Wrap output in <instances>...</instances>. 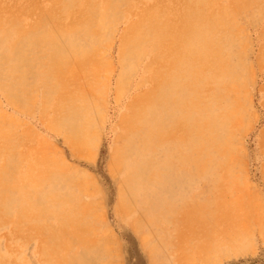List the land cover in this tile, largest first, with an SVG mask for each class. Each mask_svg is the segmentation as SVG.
Wrapping results in <instances>:
<instances>
[{"label": "rangeland", "instance_id": "obj_1", "mask_svg": "<svg viewBox=\"0 0 264 264\" xmlns=\"http://www.w3.org/2000/svg\"><path fill=\"white\" fill-rule=\"evenodd\" d=\"M93 1L101 4L105 0H80L79 5L68 9L65 8L66 0H0V21L15 23L30 37V27L48 25L60 29L82 22ZM260 1L240 11L225 9L229 11L226 19L231 17L234 21L231 61L234 62L236 87L231 97L238 112L232 119H235L234 123L230 121L231 125H227V150L214 152L215 159L203 167L183 162V150L179 149L175 154L166 147L139 152L137 141L142 137L138 138V135L131 138L125 161L119 162L117 167L112 164L114 156L118 160L116 150L124 143L122 118L132 98L143 90L141 79L148 61L144 59L138 67L133 66L121 96L116 98L115 82L121 71L117 62L120 34L130 17L134 18L145 8L154 7L161 13H170L176 21L180 20L188 13L189 0H130L129 14L115 15L111 26L102 36L96 37L100 53L106 54L112 69L105 73L103 70L99 93L90 94L89 82H86L87 87L81 88L91 106L83 144L71 140L64 130L59 131L51 124L52 108L45 101L49 81L43 76L47 66L42 56L44 47L36 46L37 51L27 52L28 58L24 57L20 67L22 71L15 77L8 67L13 61L1 59L6 52V42L0 41V81H4L0 82V125L10 132L11 142L24 157L18 164L21 170L26 169L31 160L46 162V168L56 173L54 184L60 191L72 194L69 204H73L83 217L77 214L82 228H74L71 236L75 242L78 237H85L91 246L88 258L92 264H264V0ZM230 2L217 0L216 5L228 7ZM75 36L80 43L86 39L82 29L76 30ZM74 72L77 81L80 79L77 68ZM109 75L110 78L105 79ZM89 78L85 76L83 81H89ZM138 161L144 166L137 170L135 179L134 176L126 182L124 179L134 171L133 165ZM148 162L153 163L151 168ZM61 177L65 179L62 181ZM40 219L39 222L58 224L53 217ZM10 220H0V255L6 259V264H65L63 259L46 254L34 232L26 227L15 230ZM205 243L212 246L211 249H201ZM78 250L80 247L75 245L73 251ZM185 255L187 257L183 258ZM66 261L70 262V258Z\"/></svg>", "mask_w": 264, "mask_h": 264}, {"label": "bare ground", "instance_id": "obj_2", "mask_svg": "<svg viewBox=\"0 0 264 264\" xmlns=\"http://www.w3.org/2000/svg\"><path fill=\"white\" fill-rule=\"evenodd\" d=\"M216 1L189 0L186 7L187 17L185 16L177 21L171 17L170 13H161L154 7L145 8L137 16L133 14L134 18L130 17V21L120 34L117 62L121 67V71H118L115 82L114 94L116 98L121 96L122 87L128 80L127 77L130 75L133 66L137 65L138 67L144 59H148V61L144 66V76L141 79L143 90L132 98V101L127 105V112L122 118L124 143L116 150L118 160L114 156L112 163L114 167H117L119 162L123 163L125 161V158H127L126 152L130 148V140L136 135L139 136H137L138 138L142 137L141 141H137L138 147L136 148L139 152H146L147 149L152 152V148L166 147V149H172L175 154V150L179 149L183 150L181 160L195 166H208L206 164L215 159L214 152L217 154V152L222 153L227 150L225 147L229 129H227V125H231L228 122L236 118L238 109L231 97V92L234 91V86L236 87L235 71L233 61H231L234 51L232 50L234 45V21L233 18L226 19V17L229 15L228 10L240 11L260 0H231L228 7H219L216 5ZM79 4L80 0H66L65 8L68 9ZM129 8H131L130 0H105L101 4L93 1L86 18L82 22L71 23L60 29H53L48 25L36 28L30 27L32 33L30 37L27 36L25 29H21L20 26L16 27L15 23L8 24V22L0 21V41L6 42V52L2 54L4 58L1 59L7 62H9L8 60L13 61L12 64L8 66V63L7 66L9 70L15 73V77H18L19 74L17 73L22 71L20 67L27 52L36 50V46L39 48L44 47L42 56H44L47 66L43 71V76L49 81L45 101L52 108L53 118L51 124L59 131L64 130L68 138L75 140L77 143L83 144L86 142L87 120L90 118L89 112L91 109L89 99H86L81 88H84V85L87 87L86 82H89L90 94L93 92L99 93L103 70L105 73L112 69L111 61L106 54L102 55L100 53L99 40L96 37L98 35L102 36L104 31L111 26L113 19L115 20V15L120 13L129 14ZM78 29H82L86 37L83 41L84 44L77 41L75 33ZM73 62H75V69L77 68L79 73L77 75L80 76L77 81L74 78L76 73L74 72ZM25 65L27 66V64ZM26 68L30 69V67ZM85 76L90 77L89 81H83ZM109 78L110 75L108 78L105 77V79ZM8 80L10 79L8 78ZM41 87L43 88V86ZM35 95L37 96V94ZM10 102L12 101L10 100ZM233 121L232 123H234ZM22 157V154L16 150L14 143L11 142L10 132L0 125V220L11 219L10 221L15 230L19 231L23 229L22 227H26L27 230L34 232L37 238L40 239L42 248L50 257L63 259L65 264H92L88 258V251L91 246L88 245L85 237L80 236L75 242L71 236L74 228H82L81 218L77 214L83 217V214L81 215L73 204H69L71 197H73L72 194L60 191L61 189L59 190L54 184L56 173L46 168V162L31 160L26 169L21 170L19 162ZM152 164L150 163L149 167ZM133 166L134 171L128 178L124 179L126 182L133 179L134 176L135 179L137 170H140L139 168L144 165H141V162L138 161ZM216 168L218 169V167ZM181 169L183 170L182 167ZM203 174L205 175V172ZM153 176L154 173L151 177L153 178ZM64 179L62 178V181ZM142 179L144 180V178ZM48 184L50 186L47 188ZM137 184L139 183L137 182ZM160 205L162 206V204ZM185 216L187 217V215ZM41 217H53L58 220V224L39 222ZM189 231L191 232V230ZM92 234L94 233L92 232ZM75 245L80 247L79 252L73 251ZM202 246L204 247L201 249L208 247L206 243ZM186 255L182 257L185 258ZM68 258H70V262L66 261ZM0 264H6V259L1 255Z\"/></svg>", "mask_w": 264, "mask_h": 264}]
</instances>
